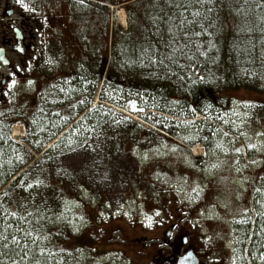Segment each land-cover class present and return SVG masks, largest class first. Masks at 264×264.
I'll list each match as a JSON object with an SVG mask.
<instances>
[{
    "label": "rangeland",
    "instance_id": "1",
    "mask_svg": "<svg viewBox=\"0 0 264 264\" xmlns=\"http://www.w3.org/2000/svg\"><path fill=\"white\" fill-rule=\"evenodd\" d=\"M78 3L81 1L21 0L19 4L32 14L38 8L41 17L37 50L41 78L37 80L25 67L23 80L10 84L0 96V125H10L11 137L20 139L21 154L29 156L31 152L28 164L37 158L30 178L37 175L34 181L39 193H34L33 201L42 195L50 202L57 198L53 205L57 209L60 203L57 220L65 223L73 239L82 236V241L88 240L80 259L73 257L71 264H153L152 255L146 253L151 248L139 254L130 243L143 234L159 236L160 225H150L162 215L173 217L170 223L177 229L204 237L199 248L206 249L201 254L205 261L216 262L215 252L223 251L229 255V264H264V252L249 248L245 255L241 250L238 224L264 219V203L259 199L256 204L264 191V69L257 68L262 74L260 84L229 89L232 101L220 106L202 102L198 108L191 104L189 116L171 111H183L185 106L156 101L129 89L107 88L105 95L110 99L102 102L99 93L104 88L96 72L81 76L95 89L93 96L89 88L69 85L70 73L81 70L78 61L81 41L89 40L87 25L98 21L101 42L105 31L104 9L85 4L91 11L78 13L74 7ZM126 4L116 5L113 12L123 9L127 26L118 20L115 23L123 31H133L136 21ZM224 5L220 12L222 31L229 30L234 52L242 54L239 44L249 48L241 55L244 59L257 56L251 54L250 47L263 52L264 0H227ZM251 26L255 33L249 30ZM131 101L147 110L133 112ZM159 105L167 108L160 109ZM86 111L106 117L105 122L91 127L82 120ZM44 112L48 119L65 126L64 142L70 144L66 149L58 148V153L48 159L40 156L56 141L41 153L24 144L29 133L39 135L35 116L41 119ZM204 121H214L209 134L215 135V140L191 144L209 135L204 130L210 125ZM45 132L40 141L50 133ZM4 161L0 153V166ZM48 177L61 180H51L48 185ZM249 191L253 205L244 206L242 200ZM163 250L168 255V250Z\"/></svg>",
    "mask_w": 264,
    "mask_h": 264
},
{
    "label": "trees",
    "instance_id": "2",
    "mask_svg": "<svg viewBox=\"0 0 264 264\" xmlns=\"http://www.w3.org/2000/svg\"><path fill=\"white\" fill-rule=\"evenodd\" d=\"M80 1L74 6L78 13L91 11L86 5H99L104 9L105 31L104 34L102 31L101 42L98 21L93 20V26L86 23L89 40L84 38L81 41L78 61L81 70L69 72V85L75 84L82 90L89 88V93L93 94L95 89L85 84V77L90 72H96V79L100 80L102 72L107 68L104 89H129L156 101L179 104L185 106V110H170L177 114L185 112L189 116L188 107L191 104L198 108L202 102L220 106L231 99L229 87L260 84L257 68L264 69V51L250 47L251 54L257 56L244 59L241 55H245L249 48L243 49L239 44L238 49L242 54H236L233 41L228 36L229 30L222 31L220 12L225 10L224 3L227 0ZM122 3H129L126 4L129 6V14L136 21L133 31H123L115 22L111 26L109 5ZM81 26L78 30L82 33ZM249 30L255 33L253 26ZM60 44L63 52L69 56L67 47ZM83 75L85 77L81 78ZM105 94L103 98L110 99ZM158 108L165 110L167 107L159 105ZM83 117L82 120L94 128L106 119L94 116L92 111H86ZM35 121L38 122L39 135L36 131L29 133L24 144L27 143L35 152L41 153L65 126L60 121L48 119L46 112L41 119L35 116ZM212 129L206 127L204 132L209 134ZM45 130L50 133L40 141L42 131L47 133ZM63 135L40 158L48 159L58 153V148L69 147ZM20 146L19 141L11 137L10 125H0V153L5 160L0 166V264H71L73 257L80 259L79 255L88 240L82 241V236L73 239L65 223L57 220L60 203L56 205L57 209L53 206L57 198L50 202L49 198L42 195L43 199L38 197L33 201L34 193H39V186L34 181L37 175L30 178L35 163L27 167L31 161V152L28 151L29 156L21 154ZM54 179L61 180L48 177V185ZM55 185L59 187V184ZM247 195L251 206V192ZM259 199L264 203V191L259 193L256 204ZM263 220L255 218L238 223L245 255L247 245L250 244L256 253L264 252Z\"/></svg>",
    "mask_w": 264,
    "mask_h": 264
},
{
    "label": "flooded vegetation",
    "instance_id": "3",
    "mask_svg": "<svg viewBox=\"0 0 264 264\" xmlns=\"http://www.w3.org/2000/svg\"><path fill=\"white\" fill-rule=\"evenodd\" d=\"M28 10L16 0H0V96L5 94L13 81L18 83L23 80L25 67L37 80L41 78L40 52L37 51L40 46L41 17L38 14V8L35 7L33 14ZM205 137V139L198 138L197 141H191V144L196 145L198 142L205 144L210 139L215 140L214 135ZM171 219L173 217L167 218L162 215L151 225L153 228L160 225L162 231L159 236L149 237L143 234L134 237L130 246H133L134 249L141 247L139 254L145 253V249L151 248L146 253L152 255L153 264H175L178 257L190 249L197 254L199 264L230 263L228 253L223 251L215 252L217 254L216 262L205 261L201 254L205 253L206 249L199 248L204 237L200 238L194 233H185V231L177 229L175 224L170 223ZM144 227H148V225H144ZM168 234H170L169 237ZM164 248L168 250V255L163 250ZM154 251L157 252L153 253ZM207 252H209L208 249Z\"/></svg>",
    "mask_w": 264,
    "mask_h": 264
},
{
    "label": "water",
    "instance_id": "4",
    "mask_svg": "<svg viewBox=\"0 0 264 264\" xmlns=\"http://www.w3.org/2000/svg\"><path fill=\"white\" fill-rule=\"evenodd\" d=\"M112 20H116V17L113 15ZM141 112L144 111V109H140ZM176 264H199L198 257L196 256L195 252L193 250H189L186 252L183 256L179 257Z\"/></svg>",
    "mask_w": 264,
    "mask_h": 264
},
{
    "label": "bare ground",
    "instance_id": "5",
    "mask_svg": "<svg viewBox=\"0 0 264 264\" xmlns=\"http://www.w3.org/2000/svg\"><path fill=\"white\" fill-rule=\"evenodd\" d=\"M117 18H118V22L120 23V25H122L123 27L127 26L128 22H127V18H126V15L123 9H118Z\"/></svg>",
    "mask_w": 264,
    "mask_h": 264
},
{
    "label": "snow or ice",
    "instance_id": "6",
    "mask_svg": "<svg viewBox=\"0 0 264 264\" xmlns=\"http://www.w3.org/2000/svg\"><path fill=\"white\" fill-rule=\"evenodd\" d=\"M16 2H17V3H20L21 0H16ZM25 7H26V6H25ZM13 83H14V81H13ZM29 83H31V81H29ZM249 147H253V145H249ZM236 151L239 152V151H241V149H236ZM13 215H15V214L13 213Z\"/></svg>",
    "mask_w": 264,
    "mask_h": 264
}]
</instances>
